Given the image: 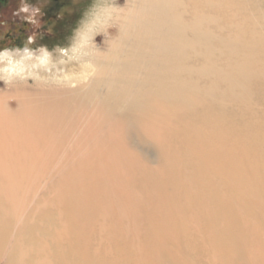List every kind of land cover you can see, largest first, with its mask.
<instances>
[{"label": "rangeland", "instance_id": "1", "mask_svg": "<svg viewBox=\"0 0 264 264\" xmlns=\"http://www.w3.org/2000/svg\"><path fill=\"white\" fill-rule=\"evenodd\" d=\"M106 1L0 0V50L31 37L70 51ZM210 1L224 79L195 77L188 104L152 102L161 113L128 142L84 126L0 148V264H264V19Z\"/></svg>", "mask_w": 264, "mask_h": 264}, {"label": "bare ground", "instance_id": "2", "mask_svg": "<svg viewBox=\"0 0 264 264\" xmlns=\"http://www.w3.org/2000/svg\"><path fill=\"white\" fill-rule=\"evenodd\" d=\"M227 1L237 7L234 13L254 8L252 17L264 19V0ZM106 2L75 39L73 47L85 42L87 55L73 56L72 48L67 56L51 54L61 72L41 69L34 82L15 78L8 83L10 94L0 98V148L47 146L53 130L78 133L84 126H94L95 132L110 128L108 133H120L128 142L131 131L145 129L150 111L161 113L157 102L188 104L199 87L195 77L224 79L228 71L214 68L211 57L212 42L224 41L210 30V0H124V6L120 0ZM98 33L105 34L104 48L97 43ZM197 58L203 61L200 66L193 64ZM38 133L46 134L47 141L35 139ZM103 145L116 146L111 141Z\"/></svg>", "mask_w": 264, "mask_h": 264}, {"label": "clouds", "instance_id": "3", "mask_svg": "<svg viewBox=\"0 0 264 264\" xmlns=\"http://www.w3.org/2000/svg\"><path fill=\"white\" fill-rule=\"evenodd\" d=\"M77 31H79L78 28L74 30V34ZM33 43V39L28 37L25 46L22 48L0 50V82L7 85L15 78L28 79L34 82L41 69L47 73H52L53 70L57 73L62 71L52 60L51 51L59 49L62 56H67L68 48L56 45L50 51L46 45L32 48ZM69 47L72 48L73 56L87 55V52L83 51L87 47L83 41L77 47L71 45ZM60 63L63 64L64 61L61 60Z\"/></svg>", "mask_w": 264, "mask_h": 264}, {"label": "flooded vegetation", "instance_id": "4", "mask_svg": "<svg viewBox=\"0 0 264 264\" xmlns=\"http://www.w3.org/2000/svg\"><path fill=\"white\" fill-rule=\"evenodd\" d=\"M3 4H9V0H1Z\"/></svg>", "mask_w": 264, "mask_h": 264}]
</instances>
